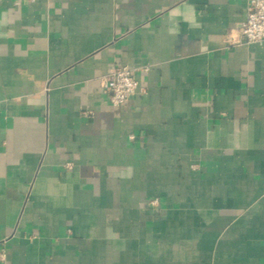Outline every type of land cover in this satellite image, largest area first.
Masks as SVG:
<instances>
[{"label":"crops","instance_id":"obj_1","mask_svg":"<svg viewBox=\"0 0 264 264\" xmlns=\"http://www.w3.org/2000/svg\"><path fill=\"white\" fill-rule=\"evenodd\" d=\"M247 2L0 0V264H264Z\"/></svg>","mask_w":264,"mask_h":264},{"label":"built area","instance_id":"obj_2","mask_svg":"<svg viewBox=\"0 0 264 264\" xmlns=\"http://www.w3.org/2000/svg\"><path fill=\"white\" fill-rule=\"evenodd\" d=\"M30 1L33 0H15V3L26 4ZM236 33L235 38H229V43H258L264 40V0H248L246 17L238 25ZM99 80L113 106L124 104L140 90L134 72L126 66L111 68ZM151 204L156 205L157 200H152Z\"/></svg>","mask_w":264,"mask_h":264}]
</instances>
